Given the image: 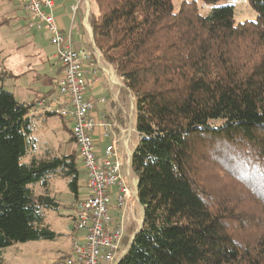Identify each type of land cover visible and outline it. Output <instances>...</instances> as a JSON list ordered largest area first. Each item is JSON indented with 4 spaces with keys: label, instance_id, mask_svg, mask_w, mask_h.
Returning <instances> with one entry per match:
<instances>
[{
    "label": "trees",
    "instance_id": "1",
    "mask_svg": "<svg viewBox=\"0 0 264 264\" xmlns=\"http://www.w3.org/2000/svg\"><path fill=\"white\" fill-rule=\"evenodd\" d=\"M247 2L256 19L237 24L231 5L203 16L195 1L177 11L171 0L90 2L94 46L134 99L139 136L131 168L143 224L117 264H264V233L233 235L232 214L211 211L197 179L205 154L245 171L235 151L245 150L262 173L248 185L264 205V0ZM33 105L0 88V254L59 236L46 224L66 207L47 191L51 178L65 182L71 204L79 195L76 151L28 157Z\"/></svg>",
    "mask_w": 264,
    "mask_h": 264
},
{
    "label": "rangeland",
    "instance_id": "2",
    "mask_svg": "<svg viewBox=\"0 0 264 264\" xmlns=\"http://www.w3.org/2000/svg\"><path fill=\"white\" fill-rule=\"evenodd\" d=\"M171 1L175 11L179 9L182 2L195 1L199 13L203 16L208 15L215 6L231 5L233 20L236 24L256 19V13L249 6L247 0H223L217 4H207L199 0ZM19 4L20 0H0V88L13 94L15 99L28 103L34 98V93L37 90L45 93L50 88H55L57 82L54 83L55 69L51 73L52 65L50 64L52 62H46L45 54L50 50L47 39L50 36L44 31L40 33L32 28L27 30L26 14ZM122 107L127 119L122 122V128H115V130L116 134L120 135L121 129L131 126L132 132L129 140L131 149V141L136 140L137 137L134 128V99L131 97L130 100L125 97ZM71 125V122L57 115L47 116L43 120L34 118L31 134L33 143L28 157L38 158L47 151L50 154L72 152L74 143L70 136ZM115 130L114 132H116ZM118 145L120 144L118 143L116 146L118 147ZM116 149L118 150V148ZM235 151L237 155L240 154L241 160L245 163V171H238V173L230 165L224 166L218 154L219 158H215L213 154H205L202 156V162L198 161L197 179L202 189L208 191L205 197L210 210L214 213L222 212L227 217L231 213L233 217L226 218L230 232L237 237L241 236L251 241L258 239L264 233V205L259 200L255 202L256 198L252 195H259V192H256L258 187H255L256 190H251L252 185L249 186L248 182L251 184L257 182L254 184L257 186L260 183L258 176L262 173L255 161L256 158L253 157L254 154L245 150ZM26 159L28 158L26 157ZM78 163L81 169L80 160ZM84 175L82 173L80 176L82 185L79 189L80 195L83 193L84 186L86 187ZM35 191L38 194L45 193L40 186H36ZM47 191L50 195H55L61 201L62 206H66L57 212L51 211L46 214V224L59 236L54 241H29L7 247L1 251V264H64L65 258L71 252L69 234L72 235L75 232L72 222L66 217L59 216V211L65 210L67 215L70 214L71 198L65 182L61 178H51ZM137 213L139 214V212ZM137 213H135L134 222L130 221V234H133L141 224ZM242 216L243 221L239 219ZM126 230L128 231V227ZM127 241H124V246H127Z\"/></svg>",
    "mask_w": 264,
    "mask_h": 264
},
{
    "label": "built area",
    "instance_id": "3",
    "mask_svg": "<svg viewBox=\"0 0 264 264\" xmlns=\"http://www.w3.org/2000/svg\"><path fill=\"white\" fill-rule=\"evenodd\" d=\"M20 4L27 13L29 26L49 34L54 59L61 69L54 96L37 100L29 109L28 117L57 115L72 123L70 136L86 176V195L73 203L69 215L65 210L59 211V216L72 222L75 234L82 233L81 237L69 234L71 252L64 264H117L135 236V233L131 234L127 238V246H124L126 227H130V221L134 222L135 213L139 212V222L140 217L142 219V207L131 168L129 140L132 128L129 125L121 129L117 137L114 126L104 117H92L94 103L86 99L85 94L89 84L87 77L98 70L112 86L120 83L112 66L105 64L94 45L91 51L72 47L70 36L56 24L52 14L53 0H20ZM80 5L84 9L83 24L89 27V0H73L71 12L75 15ZM113 78L116 83L111 81ZM96 129L102 130L103 138H112L103 157L98 155L93 141ZM118 143L123 155L116 149Z\"/></svg>",
    "mask_w": 264,
    "mask_h": 264
},
{
    "label": "crops",
    "instance_id": "4",
    "mask_svg": "<svg viewBox=\"0 0 264 264\" xmlns=\"http://www.w3.org/2000/svg\"><path fill=\"white\" fill-rule=\"evenodd\" d=\"M53 1H54V9H53L52 14L56 20V24H57L58 28L65 35L70 36L72 47L76 50H88V51L93 50L94 43H93V38H92L91 27L90 26L86 27L83 24V14H84L83 7L80 5L78 7V11L76 12V14L73 15L71 12V9H70L71 5L73 4V0H53ZM19 5L21 6V4H19ZM90 7H91V10L93 11L94 7L91 4H90ZM25 14H26L25 23L28 26L27 30L29 31V29L31 27L29 26V19H28L27 13L25 12ZM32 29H35L37 32H40V33L43 32V30H38L36 28H32ZM44 32H46V31H44ZM41 37H42V35H41ZM47 40H48L47 44H48L50 50L47 54H45L46 59H47L46 62H49V63H50V61L52 62V64H50V65H52L51 73L53 72V69H55L54 74L56 75V78L54 80V83H56L61 77V69H60V66L57 63V61L54 59V49L50 45L49 39H47ZM47 55H48V57H47ZM105 64H107V63L105 62ZM102 65L104 66L103 63H102ZM114 74H115V72H114ZM116 79H117V81L120 80V78H118V77ZM87 80H88L89 84H88V89H87L86 94H85V98L88 100H91L94 103V110L91 113L92 117H94L95 119H100L101 117H104L109 124L114 126L113 131L115 130V128H122L121 127L122 122L125 119H127L125 117L124 108L122 107V101L125 97H127V99H129V94L125 97L122 95L121 90L123 88V84H122L121 80L119 81V83H120L119 86H112L107 81V79H105V75L103 74V72L101 70H98L96 74H91L90 76H88ZM114 81H115V79H114ZM55 93H56V87L50 88L45 93L39 92V90H37L34 93V98H32L30 100V102H28V103L25 102L24 100H22V101L17 100V99L16 100L19 101L20 103H24V104H35V102L37 100H39L41 98H48V97L54 96ZM21 96H23V94H21ZM101 100H104V102H101ZM46 117L47 116L40 115V116H36V117H32V118H33V120H34V118L36 120H43ZM114 133L116 134L117 131ZM116 136L118 137L119 135L116 134ZM136 136H137L136 140L131 141V147H132L131 148L132 150L130 149L131 152L134 151V149L136 148V146L138 144L139 136H138V134H136ZM93 141H94L95 148H96L98 155L103 157V154H104L106 147L109 146L110 143L112 142V138L111 137L110 138H103L102 137V130L96 129V131L93 134ZM116 148H118V151H120V154L123 155L121 145H118V147L116 146ZM73 151H76V153H77L75 145L73 147ZM64 154H66V153H64ZM81 170H82V168H81ZM82 173L84 174L83 170H82ZM134 176H135V174H134ZM135 179H136V176H135ZM135 179H133V182ZM85 180H86V176H85ZM85 183H86V181H84V184ZM80 186H82L81 183H80ZM85 195H86V187L84 186L83 193L81 195L79 193L78 198L83 197ZM112 201L114 202L113 198H112ZM73 203L71 204L72 207H73ZM138 227H140V225H138ZM138 229H136L134 233H136L138 231ZM130 230H131V227H128V231L126 230V232H125L124 241L127 240V238L131 235ZM81 235H82V233H78V234H74L73 236H75V237L80 236L81 237Z\"/></svg>",
    "mask_w": 264,
    "mask_h": 264
},
{
    "label": "water",
    "instance_id": "5",
    "mask_svg": "<svg viewBox=\"0 0 264 264\" xmlns=\"http://www.w3.org/2000/svg\"><path fill=\"white\" fill-rule=\"evenodd\" d=\"M132 155V154H131ZM137 179H135V185H136V188H137ZM142 207V206H141ZM142 224H143V209H142V219H141V224H140V227H139V229H138V231L135 233V235L137 234V233H139V231L141 230V228H142Z\"/></svg>",
    "mask_w": 264,
    "mask_h": 264
},
{
    "label": "bare ground",
    "instance_id": "6",
    "mask_svg": "<svg viewBox=\"0 0 264 264\" xmlns=\"http://www.w3.org/2000/svg\"><path fill=\"white\" fill-rule=\"evenodd\" d=\"M114 79H115V78L111 79V81L116 83L117 81H116V80L114 81Z\"/></svg>",
    "mask_w": 264,
    "mask_h": 264
}]
</instances>
